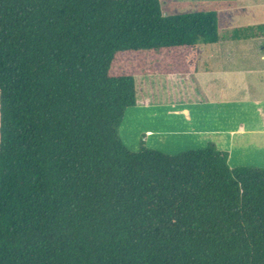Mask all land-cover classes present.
<instances>
[{
    "label": "trees",
    "instance_id": "16d2710c",
    "mask_svg": "<svg viewBox=\"0 0 264 264\" xmlns=\"http://www.w3.org/2000/svg\"><path fill=\"white\" fill-rule=\"evenodd\" d=\"M215 10L0 0V264H264V167L120 136L136 78L185 74Z\"/></svg>",
    "mask_w": 264,
    "mask_h": 264
},
{
    "label": "crops",
    "instance_id": "0c3cea01",
    "mask_svg": "<svg viewBox=\"0 0 264 264\" xmlns=\"http://www.w3.org/2000/svg\"><path fill=\"white\" fill-rule=\"evenodd\" d=\"M255 27L264 28V21L233 29L223 44L219 34L218 42L203 45L202 57L200 44L194 72L138 76L136 105L126 110L119 129L126 146L178 154L214 145L228 152L231 167H263L264 32ZM241 39L251 40L258 60L234 58L232 46Z\"/></svg>",
    "mask_w": 264,
    "mask_h": 264
},
{
    "label": "rangeland",
    "instance_id": "374dc122",
    "mask_svg": "<svg viewBox=\"0 0 264 264\" xmlns=\"http://www.w3.org/2000/svg\"><path fill=\"white\" fill-rule=\"evenodd\" d=\"M164 15L184 14L197 11L215 10L218 12L219 34L221 43H226L233 29L237 27H246L253 23L264 21V0H160ZM256 32H264L263 27H255ZM241 33L240 35H242ZM231 39V38H230ZM236 48L232 46V54L236 60L254 61L258 60L255 51L251 48L250 39H241ZM219 44V45H220ZM209 44H202L200 55L203 56L205 48ZM217 45V47H219ZM245 49V50H243ZM203 65V61L201 60ZM142 77V76H141ZM147 77V76H145ZM130 117V116H129ZM128 122V121H127ZM122 133L125 136V126L122 125ZM187 148V147H183ZM181 148V149H183ZM201 149L200 147H191V149ZM189 148L185 149L188 150ZM178 150V149H176ZM175 150V151H176ZM169 154V153H168ZM228 154V152H227ZM255 166V165H247ZM263 166L264 165H260Z\"/></svg>",
    "mask_w": 264,
    "mask_h": 264
}]
</instances>
